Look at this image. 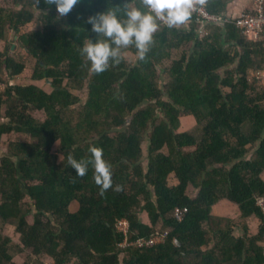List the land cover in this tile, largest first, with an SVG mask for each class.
Segmentation results:
<instances>
[{
	"label": "trees",
	"instance_id": "obj_1",
	"mask_svg": "<svg viewBox=\"0 0 264 264\" xmlns=\"http://www.w3.org/2000/svg\"><path fill=\"white\" fill-rule=\"evenodd\" d=\"M231 1L205 3L220 15ZM113 5L122 14L125 0H78L59 16L48 0H0V42L13 32L23 50L0 48V140L15 135L0 153V264L24 254V264H264V83L253 77L264 42L233 21L201 33L191 13L171 28L157 21L143 59L129 45L94 73L80 54L98 38L87 18ZM90 146L111 164L103 195L91 165L77 176L68 163L89 160ZM222 201L241 223L213 214ZM164 232L158 246L132 245Z\"/></svg>",
	"mask_w": 264,
	"mask_h": 264
},
{
	"label": "clouds",
	"instance_id": "obj_2",
	"mask_svg": "<svg viewBox=\"0 0 264 264\" xmlns=\"http://www.w3.org/2000/svg\"><path fill=\"white\" fill-rule=\"evenodd\" d=\"M143 9L129 6L125 0L122 10L117 5L98 12L87 18L90 31L97 34L96 39L89 37L83 44L80 54L89 61V70L94 73L105 71L109 62L119 63L122 49L129 45L135 47L136 55L143 59L153 41V34L159 28L157 21H163L167 27L184 24L193 9L192 0H141ZM78 0H48L54 5L59 16H64ZM90 158L87 161L68 157V163L77 176H84L91 165L93 180L101 195L112 186L111 164L103 158L102 149L90 146ZM165 233V232H164Z\"/></svg>",
	"mask_w": 264,
	"mask_h": 264
},
{
	"label": "built area",
	"instance_id": "obj_3",
	"mask_svg": "<svg viewBox=\"0 0 264 264\" xmlns=\"http://www.w3.org/2000/svg\"><path fill=\"white\" fill-rule=\"evenodd\" d=\"M192 4L193 9L191 13H194L198 17V20L201 23L199 29L201 33L205 32V27L209 24L231 21V19H228L223 15H214L210 13L206 8L205 0H192ZM232 21L247 39L253 40L255 43L264 42V0H253L251 11L243 12ZM253 77L264 83V72L253 73ZM258 204L264 209V197L258 199ZM187 211V208H177L175 210V218L177 220H182ZM129 230V222L126 219L120 220L118 231L127 237ZM167 234V232L160 233L149 240H138L132 245H135L138 248H153L164 243Z\"/></svg>",
	"mask_w": 264,
	"mask_h": 264
},
{
	"label": "rangeland",
	"instance_id": "obj_4",
	"mask_svg": "<svg viewBox=\"0 0 264 264\" xmlns=\"http://www.w3.org/2000/svg\"><path fill=\"white\" fill-rule=\"evenodd\" d=\"M9 42L5 43V42H0V48L7 52L8 54L10 55H13V54H18L19 52H23V50L21 49V46L19 44V42L17 41V38L14 37V34L12 32V34L9 36V39H8ZM32 65H34L32 63ZM167 66L169 67V63H167ZM163 76V75H162ZM165 77V76H164ZM41 87L47 89L48 93L51 92V88L49 86V82H40L38 83ZM0 121L2 122V119L0 118ZM189 127V126H188ZM12 140V139H15V135H3L1 140H0V153L3 152L6 148V144L9 140ZM194 193V192H193ZM192 193V194H193ZM224 208V209H223ZM223 211H219V210H215L213 209V214L214 215H219V216H223V217H228L231 219L232 221V225L235 226L239 223H241V217H240V214H239V209L236 205L226 201V204L223 205ZM217 213V214H215ZM147 215L144 213L143 214V219L145 221H148L147 220ZM28 220L30 223H33V218L32 217H28ZM249 225L250 227L252 228L251 231H258V228H259V225H260V220H257V218H252L249 220ZM1 233H3V236H7L8 238H10L12 240V242L16 245H19L20 243V237L14 232V230L10 227H7L5 228V230H2ZM236 234H239V229H236ZM131 244H129L128 242H125L123 244V247H129ZM29 260V256L28 254H24V255H20L19 257L16 258V262L18 264H24L25 262H27ZM39 261H41V263L43 264H53L52 260L48 259V258H41ZM32 264H37L36 263V260H32L31 261Z\"/></svg>",
	"mask_w": 264,
	"mask_h": 264
},
{
	"label": "crops",
	"instance_id": "obj_5",
	"mask_svg": "<svg viewBox=\"0 0 264 264\" xmlns=\"http://www.w3.org/2000/svg\"><path fill=\"white\" fill-rule=\"evenodd\" d=\"M253 6V0H232L228 5L227 9L224 13L220 14L223 15L224 17H227L228 19H231V21L227 22H219L218 24L220 25H225L227 23L232 22V20L241 15L243 12H249L251 11ZM219 15V14H218ZM226 204V201H222L220 204H218L214 209L217 211L219 210L220 212L223 211V205ZM223 208V209H221ZM217 214V213H215Z\"/></svg>",
	"mask_w": 264,
	"mask_h": 264
}]
</instances>
